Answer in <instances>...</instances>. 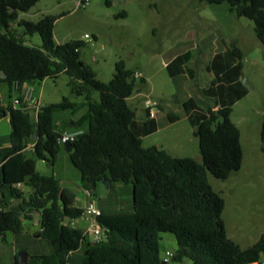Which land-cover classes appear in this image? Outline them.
Wrapping results in <instances>:
<instances>
[{"label": "trees", "instance_id": "1", "mask_svg": "<svg viewBox=\"0 0 264 264\" xmlns=\"http://www.w3.org/2000/svg\"><path fill=\"white\" fill-rule=\"evenodd\" d=\"M201 1L229 4L237 17L255 23V34L264 44V0ZM37 3L0 0V120L9 114L12 127L11 146L0 149V239L6 240L7 233L21 234L24 220L37 219L39 237L51 243L53 252L29 255L28 264H161L162 233L177 239L176 262L264 264V234L247 249L230 239L222 218L225 200L208 180V172L227 180L242 168L241 131L231 119L233 109L209 106L207 117L196 125L194 135L202 161L174 157L155 145L144 147L143 139L132 129L137 111L128 100L142 91L146 80L136 78V72L123 61L116 64L109 83L98 80L81 58L82 41L56 42V17L21 20L18 25L23 32L14 29L19 12H29ZM126 16L123 12L118 17ZM36 34L42 39L41 47L25 41V36ZM233 52L241 58L237 48ZM63 74L69 76L71 92L85 98L89 111L88 130L76 136L69 153L83 188L93 194L102 181L134 187L133 212L102 213L98 218L104 230L99 242L86 229L73 225L83 211L70 206L74 196L62 188L59 179L37 170L39 162L55 167L63 147L59 143L62 134L55 130V111L75 110L76 105L64 98L41 107L31 117L26 104L13 106L15 96L23 102L24 85L56 80ZM3 86L11 101L7 106L2 100ZM94 91L100 93V101L93 99ZM169 118L179 119L176 115ZM260 138L264 151V119ZM24 187L32 190L28 199ZM17 201L20 203L15 205ZM15 264H19L18 255Z\"/></svg>", "mask_w": 264, "mask_h": 264}, {"label": "rangeland", "instance_id": "2", "mask_svg": "<svg viewBox=\"0 0 264 264\" xmlns=\"http://www.w3.org/2000/svg\"><path fill=\"white\" fill-rule=\"evenodd\" d=\"M123 12L127 16L118 17ZM46 16L57 18V43H84L81 58L101 82L113 79L120 61L144 75L148 87L142 88L140 97L136 98V93L129 101L138 113L135 125L141 124L142 103L147 97L163 101L168 111L179 117L171 123L167 113L161 114L166 126L150 133L144 139V147L155 145L173 155L202 161L199 140L194 135L195 123L200 120L199 115L188 116L191 102L205 95L217 99L222 107L233 109L231 119L241 131L242 168L227 180L208 172V180L225 200L222 218L228 237L242 249L254 245L264 234V151L260 138L264 119V44L255 34V23L237 17L227 3L201 0H38L29 12H19L12 27L23 32L19 21L38 22ZM25 41L30 46H42L38 34L25 36ZM234 47L241 58L234 54ZM244 79L249 85L244 84ZM36 83L41 105L49 106L65 97L76 105L75 110L55 111L56 124L62 122L61 126L55 124L58 131L88 130L86 100L71 92L69 76L63 74L56 80L47 78ZM3 90L6 93L7 87L3 86ZM93 99L100 101L98 91L93 92ZM74 122L78 128L73 127ZM37 170L62 179L78 198L83 196L81 174L72 165L64 144L55 167L39 162ZM102 190L108 194L106 185ZM31 192V188L24 187L26 199ZM128 197L114 192L109 200ZM86 225L81 220L76 222L81 228ZM40 230L35 221L24 220L21 234L7 233L6 240L0 239V264H15L20 252L52 253L51 243L39 238ZM161 238L159 259L163 264L167 252L178 250V243L170 233H162ZM166 264L192 263L185 259Z\"/></svg>", "mask_w": 264, "mask_h": 264}, {"label": "crops", "instance_id": "3", "mask_svg": "<svg viewBox=\"0 0 264 264\" xmlns=\"http://www.w3.org/2000/svg\"><path fill=\"white\" fill-rule=\"evenodd\" d=\"M135 72L140 77H142L146 80V78L144 77V75L141 72H139V71H135ZM146 82H147V80H146ZM36 85H37V83L24 85L23 90H22L23 91L22 96H23V99L25 100L26 92L30 88L32 90L33 99L37 100L41 104L42 96L38 95V88ZM147 85L148 84L146 83L145 88L148 87ZM3 91L4 90L2 87L3 104L5 106H7L8 104H11V101H8V98H7L8 89L6 90V93H4V94H3ZM141 92L142 91L138 92L135 97L136 98L140 97L142 95ZM133 97H134V95L128 101H130ZM195 100H193L191 102L192 105L190 104L191 107L188 110V114H189L188 116L193 114V116L197 117V115H199V117H197V118H199L198 120H200L199 122H201L203 119H205L207 117V109L209 106L215 107V109L222 107L217 99H213V98L207 97L205 95H199L196 97ZM53 102L54 103H51L50 105L58 104L62 101H58V102L53 101ZM158 102L160 103V106H161V112L158 113V115L156 116L155 119H149L148 113L144 108V100H143V103H142L143 116L141 118V120H142L140 122L141 124L135 125V121L132 124V129L134 130V132L138 136H140L143 139V143H144V139L148 135H150V133L161 129L163 126H166V124L164 123L165 122L164 119L161 118V114L167 113L168 117L170 115H175L174 113L172 114L171 111H168L169 110L168 106L166 104H164L163 101L158 100ZM216 103H217V106L215 105ZM205 111H206V114H205ZM30 114H31V116H36L35 110L32 109L30 111ZM137 117H138V113H137ZM137 117H136V119H137ZM170 122L175 123V122H177V120L176 121L170 120ZM56 123H57V121L55 120V124ZM198 123H195V124L197 125ZM56 125L61 126L62 122L59 120V123ZM72 125H73V127L78 128V125L76 122L72 123ZM55 130L57 132H59L60 134H68V135H74V136H78L80 134V132H76V130L74 131V130L64 129L63 131H58L56 128H55ZM84 132H86V131H84ZM11 133H12V127H11V122H10V116L8 114L0 120V149L8 148L11 146ZM81 133H83V132H81ZM162 149H164V148H162ZM28 152L31 153L32 150L28 149ZM168 153L174 157L184 158V157H179V156L173 155V153H171V152H168ZM42 163H44V162H42ZM51 168H53V167L51 166ZM72 172L75 173L74 170H72ZM56 178L60 180L62 188L68 190L74 196L73 203L70 205L71 207L79 208V209L83 210L90 201H95L96 205L102 211L103 214L131 213L134 211V201H133L134 187L132 185L122 184V183H109V186L107 188L108 194H104V191L102 190V189H104V185L101 183V186H99V185L97 186L95 192L93 193L92 198H90L86 194V190L84 188H83L84 189L83 196L81 198H78L76 193H74V191L65 187L64 181L62 179H60L58 177H56ZM23 190H24V188H23ZM114 192H117L118 194H128L129 197H128V199L119 198L118 200L113 199L111 201V200H109V196L111 195V193L113 194ZM106 195H108V196H106ZM80 204H82V205H80ZM37 217H39V215H37ZM77 221H74L73 225L76 226ZM35 222L37 224H39V220L36 219ZM87 227L88 226L86 225L84 227V229H86ZM36 255H39V254H36ZM163 264H166V263L164 262Z\"/></svg>", "mask_w": 264, "mask_h": 264}, {"label": "built area", "instance_id": "4", "mask_svg": "<svg viewBox=\"0 0 264 264\" xmlns=\"http://www.w3.org/2000/svg\"><path fill=\"white\" fill-rule=\"evenodd\" d=\"M86 38L88 39L89 37L86 35ZM135 77L139 78L140 76L136 74ZM17 90H18V85L15 86V91ZM22 103L26 104V110L31 111L32 109H34L36 112V116L39 110L41 109V107H43V105H41L37 100L33 99L32 90L30 88L27 90L25 95V100L23 99V102H21L17 96L14 97L13 106L15 108L20 107ZM159 107H160V103L150 97H147L144 100V108L148 113L149 119L156 118V116L159 113ZM75 140H76V136L74 135L62 134L61 137L59 138V143L65 145L66 143H72ZM86 194L90 198L93 197V194L87 190H86ZM101 215H102V211L98 208L95 201H90L83 209L80 216V220L87 224L88 227L86 228V232L91 234L94 242H99L104 238V230L98 224V218ZM173 258H174V253L167 252L165 263L169 262L170 260H173ZM253 264H258V263H253Z\"/></svg>", "mask_w": 264, "mask_h": 264}, {"label": "water", "instance_id": "5", "mask_svg": "<svg viewBox=\"0 0 264 264\" xmlns=\"http://www.w3.org/2000/svg\"><path fill=\"white\" fill-rule=\"evenodd\" d=\"M2 77H3V78L6 77L4 73H2ZM244 81H245L244 84L249 85L248 82L246 81V79H244ZM28 116L31 117V114H29ZM36 139H37V136H36V134H34V140H36ZM64 147H65V149H66L69 153L72 151L71 143H66V144L64 145ZM102 184L106 185L107 188H108V186H109L108 181H102ZM19 203H20V202L17 201V202L15 203V205H18ZM28 261H29V254H28L27 252H20V253L18 254V263H19V264H28Z\"/></svg>", "mask_w": 264, "mask_h": 264}]
</instances>
